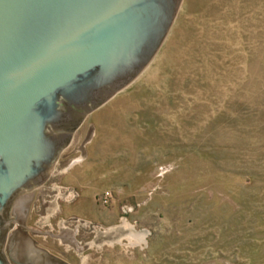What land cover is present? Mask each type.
Instances as JSON below:
<instances>
[{"label":"rangeland","instance_id":"rangeland-1","mask_svg":"<svg viewBox=\"0 0 264 264\" xmlns=\"http://www.w3.org/2000/svg\"><path fill=\"white\" fill-rule=\"evenodd\" d=\"M44 189L27 225L70 264H264V0H182Z\"/></svg>","mask_w":264,"mask_h":264},{"label":"water","instance_id":"water-1","mask_svg":"<svg viewBox=\"0 0 264 264\" xmlns=\"http://www.w3.org/2000/svg\"><path fill=\"white\" fill-rule=\"evenodd\" d=\"M181 2L0 0V241L14 192L42 185L84 117L146 68Z\"/></svg>","mask_w":264,"mask_h":264},{"label":"flooded vegetation","instance_id":"flooded-vegetation-1","mask_svg":"<svg viewBox=\"0 0 264 264\" xmlns=\"http://www.w3.org/2000/svg\"><path fill=\"white\" fill-rule=\"evenodd\" d=\"M58 159L59 156L54 162L47 180L42 185H32L17 190L4 207L2 216L6 226L3 238L0 241V256L4 264H43V260L46 258H51L59 264H70L65 259L39 245L35 239L38 233L27 225L34 198L45 190L44 186L49 181ZM32 249H35V255ZM39 252L45 256L42 257Z\"/></svg>","mask_w":264,"mask_h":264}]
</instances>
